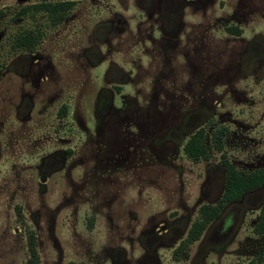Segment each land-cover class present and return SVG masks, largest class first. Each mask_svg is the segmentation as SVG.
I'll return each instance as SVG.
<instances>
[{"label":"rangeland","instance_id":"374dc122","mask_svg":"<svg viewBox=\"0 0 264 264\" xmlns=\"http://www.w3.org/2000/svg\"><path fill=\"white\" fill-rule=\"evenodd\" d=\"M164 2L0 0V264H25L29 235L39 264H264V237L252 231L264 186L172 258L199 209L219 200L223 161L264 169V0H178L176 56L146 41L160 36ZM56 3L73 5L58 25L15 17ZM24 32L40 35L31 52L13 47ZM99 47L106 61L95 67ZM110 61L131 82L103 115ZM199 129L210 159L193 162L183 147ZM171 225L184 228L178 244L149 251V235Z\"/></svg>","mask_w":264,"mask_h":264},{"label":"trees","instance_id":"16d2710c","mask_svg":"<svg viewBox=\"0 0 264 264\" xmlns=\"http://www.w3.org/2000/svg\"><path fill=\"white\" fill-rule=\"evenodd\" d=\"M72 6V3L38 4L19 10L15 14V17H25L30 12L42 13L46 15L49 23L52 25H58L64 20L66 13L69 12ZM4 14V11L0 10V22L3 20ZM39 36L40 35L32 32H24L12 40L13 47L31 52L34 50ZM64 111L65 108L61 109L59 111L60 115H62ZM226 135V128L218 127L215 129L211 141L212 146L216 151H221L223 149V142ZM183 152L184 155L193 162H198L201 160L209 161L210 154L203 129H199L189 138L183 147ZM222 164L225 170V180L222 195L215 204L202 206L199 209L197 219L192 223L186 238L173 253V258L176 260L186 256L187 247L199 240L206 227L219 217L226 205L233 202H238L246 194L264 186V169L253 172H239L226 160L223 161ZM252 231L255 235L264 237V204L259 211ZM27 245L29 259L25 264H39L38 255L35 249V238L33 235H29ZM248 264L257 263L250 262Z\"/></svg>","mask_w":264,"mask_h":264},{"label":"flooded vegetation","instance_id":"af4514ba","mask_svg":"<svg viewBox=\"0 0 264 264\" xmlns=\"http://www.w3.org/2000/svg\"><path fill=\"white\" fill-rule=\"evenodd\" d=\"M178 7H179L178 0H165V2L162 3L160 5V7H159L160 10L162 11V14H161L162 19L164 20L162 22V24L165 27L162 26V25L158 26V32L160 34L159 37L156 38L153 35H151V37L148 40H146L150 44V47H152L154 49V51L157 52V53H159L160 51H163L164 53L165 52H167V53H173L174 52L175 56L178 53H180L179 52L180 45H179V39H178V36H179L178 32H180L179 31L180 29L174 28L175 25L171 23V21L174 18L175 19L177 18V13H178V10H179ZM147 17H148V19L152 18V16L150 14ZM169 27H170V29H168ZM112 30H113L112 27L111 28L108 27V28L102 29L100 35L102 37H104V39H106L108 37V35L112 32ZM120 32L124 33V31H120ZM102 45H104L107 48L106 49L107 53H110L109 47L112 45V41L111 40L103 41V44H101V46ZM100 47H99L98 50H96L95 52L92 53V58H94V60L96 62L95 63L96 64L95 67H98L99 65H102L106 61L104 59V56H103L104 53L101 51ZM102 79H103V81L105 83V87L102 86V87L99 88V92L97 94L98 95L97 96V103H98L97 108L104 115L105 113H107L112 108V104H113V101H114V99H113L114 95H119V93H120V90L118 89V84H120V85L121 84H128V83L131 82V80L129 78V75L126 77L125 71H123L121 68L116 66L112 61H110L107 64L105 70L103 71ZM152 92L155 95H158V94L161 93V89L160 90L159 89L152 90ZM47 168L50 169L52 167L51 166H47ZM44 174L45 173H41V176H40V182L41 183H45L46 182L47 176L44 175ZM42 179H44V181H42ZM243 198L240 201H238V202H241L243 200ZM238 202H233V203H230V204L226 205L224 207V209L222 210V212L228 206H230L232 204H235V203H238ZM262 205H261V207H262ZM222 212L220 213L219 217L216 220H218L220 218ZM216 220H214V221H216ZM210 224L208 226H210ZM190 227H191V225L189 226L185 236H187V233H188ZM207 227H206V229H207ZM183 229L179 228L178 226L171 225V226L163 227L161 229L160 233L159 232L156 233V234L155 233L154 234L151 233L149 235L148 239H147V242H148L147 244H148V246L150 248L149 251H153V249H154V248H152L153 244H157L158 242H162L164 240L167 241V244L169 246H174V245L178 244V241L181 240V238H182V236L184 234V232H183L184 230ZM206 229L204 230V232L206 231ZM181 243L182 242H180L179 245ZM175 249H174V251H175ZM174 251H173V253H174ZM173 253H172V258H173ZM181 259L182 258H179L178 260H176V259L173 258V260L176 261V262L182 261Z\"/></svg>","mask_w":264,"mask_h":264},{"label":"water","instance_id":"95a60500","mask_svg":"<svg viewBox=\"0 0 264 264\" xmlns=\"http://www.w3.org/2000/svg\"><path fill=\"white\" fill-rule=\"evenodd\" d=\"M42 181H44V179H42Z\"/></svg>","mask_w":264,"mask_h":264}]
</instances>
